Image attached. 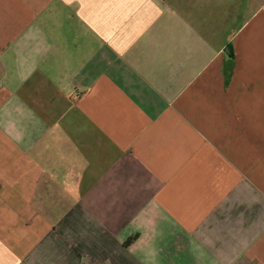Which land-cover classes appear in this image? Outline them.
<instances>
[{
  "label": "crops",
  "instance_id": "1",
  "mask_svg": "<svg viewBox=\"0 0 264 264\" xmlns=\"http://www.w3.org/2000/svg\"><path fill=\"white\" fill-rule=\"evenodd\" d=\"M0 264H264V0H0Z\"/></svg>",
  "mask_w": 264,
  "mask_h": 264
}]
</instances>
